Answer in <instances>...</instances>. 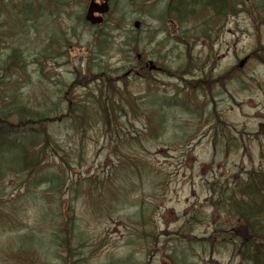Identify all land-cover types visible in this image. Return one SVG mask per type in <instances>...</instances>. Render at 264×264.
<instances>
[{
	"label": "rangeland",
	"instance_id": "374dc122",
	"mask_svg": "<svg viewBox=\"0 0 264 264\" xmlns=\"http://www.w3.org/2000/svg\"><path fill=\"white\" fill-rule=\"evenodd\" d=\"M37 1L0 0V41L29 64L0 69V110L17 97L64 117L49 125L38 169L1 178L0 264H249L230 204L251 203L242 190L252 180L264 186V11L244 0L221 20L206 12L177 26L159 19L173 0H115L92 29L89 0ZM18 4L34 17L49 11L46 26L31 9L18 17ZM99 35L110 38L105 49ZM110 89L127 117L105 128L89 110L90 126L71 122L70 102ZM155 106L166 111L153 133ZM19 157L4 161L18 166Z\"/></svg>",
	"mask_w": 264,
	"mask_h": 264
},
{
	"label": "trees",
	"instance_id": "16d2710c",
	"mask_svg": "<svg viewBox=\"0 0 264 264\" xmlns=\"http://www.w3.org/2000/svg\"><path fill=\"white\" fill-rule=\"evenodd\" d=\"M253 1L250 0V3L254 5L255 8L264 11V0ZM242 6H247L244 0H173L167 6L166 10L161 13L159 19L164 20L170 17L174 23L179 25H186L188 22L191 23L196 20L202 23L200 14L202 13L205 15L206 12H209V15H211V17L214 16V19L218 21L223 19L226 15L235 14L238 8ZM23 15H25V13H23ZM39 18L37 21L43 27L44 22L42 23ZM209 26L210 25H208V27ZM206 33L205 29L203 35L206 36ZM109 40L110 38L107 35H103L101 38V45L105 47V43H108ZM4 47L5 45L0 41V68H2L3 73H14L17 67H21L20 69L25 70L28 65L26 56L24 57V54L18 50L7 56L6 52H4ZM5 56L7 57L3 59ZM102 71L101 79L104 78L105 73V70ZM3 73L0 75L1 82L4 81ZM97 79L98 78H93L91 80L94 81ZM189 84L191 85L194 83ZM107 85L110 86L109 83H107ZM117 93L122 95L119 92ZM115 94L116 91L110 89L109 91H105L103 98L98 99V97H96V100L94 98L90 104L70 102L69 119L71 122L78 123L80 128L85 129V126L88 124L90 126L91 124L89 120H86V116L89 114V110H94L97 112L96 117L101 120L103 126L105 128L110 127V117L118 120L119 112L120 114L124 113L125 117L129 114L125 112V109L122 110L119 106L113 104L112 101L109 103L110 96H114ZM125 101L127 102L126 99ZM22 104L23 103L20 101L17 102L15 98L14 102L8 106L9 111L0 110V181L1 178L5 177V175L10 172L27 173L28 171L33 172L38 169L45 161L47 150L53 142L51 136L49 137L48 128L55 118L58 120L59 117L56 114H52L51 117H49L45 112L36 111L26 105L20 107ZM148 105H150V103H148ZM131 110L134 115L135 110L132 107ZM163 111H166L164 107L160 108L155 106L152 118L156 130L153 133L160 130V124L158 125L156 123L155 118L158 117L161 123L163 120ZM55 112L57 113V110ZM15 118L16 120H14ZM13 150H20L18 166L4 161ZM50 178L52 180L58 179L57 176L53 174ZM242 191L245 195L250 197L252 204L247 203L246 200L240 199L239 201H235V203H231L230 205L233 212L230 214V218L232 214L236 215L238 216V220L244 224L238 233H240V237L242 238L241 253L245 261L249 264H264V199L260 200V197L264 195V186L263 190L260 186L257 188V183L252 180L250 183L246 184ZM243 193L240 192V195ZM258 215L260 216L259 218L253 219L254 216ZM73 227L76 229V226ZM77 238L78 241L81 242V240L84 241L86 239V236L85 234H79ZM256 239L260 241L255 242L254 240ZM52 242L53 244L50 249L54 246L57 247V241L52 239ZM65 244H67V241L63 240L62 244H59V247L64 248ZM80 245H82V243H80ZM53 253L55 258H57L58 252H52V254ZM181 263L186 264V262L183 261Z\"/></svg>",
	"mask_w": 264,
	"mask_h": 264
},
{
	"label": "water",
	"instance_id": "95a60500",
	"mask_svg": "<svg viewBox=\"0 0 264 264\" xmlns=\"http://www.w3.org/2000/svg\"><path fill=\"white\" fill-rule=\"evenodd\" d=\"M95 1L96 0H91V4L88 9V13L86 15V20L90 22L92 25H99L103 23L104 20L102 18H96L94 14L96 12H101L103 14L107 13L109 11V4H108L109 0H104L105 3L102 6L96 5ZM139 26H140V23L136 22L135 27L139 28Z\"/></svg>",
	"mask_w": 264,
	"mask_h": 264
},
{
	"label": "flooded vegetation",
	"instance_id": "af4514ba",
	"mask_svg": "<svg viewBox=\"0 0 264 264\" xmlns=\"http://www.w3.org/2000/svg\"><path fill=\"white\" fill-rule=\"evenodd\" d=\"M145 67H147V68H148V63H146ZM147 68H146V69H147Z\"/></svg>",
	"mask_w": 264,
	"mask_h": 264
}]
</instances>
